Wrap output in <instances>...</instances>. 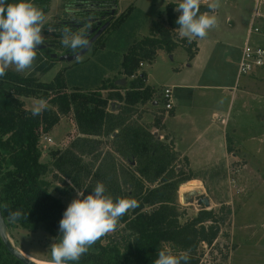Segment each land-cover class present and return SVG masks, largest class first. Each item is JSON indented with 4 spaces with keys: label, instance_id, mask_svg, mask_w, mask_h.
Here are the masks:
<instances>
[{
    "label": "trees",
    "instance_id": "1",
    "mask_svg": "<svg viewBox=\"0 0 264 264\" xmlns=\"http://www.w3.org/2000/svg\"><path fill=\"white\" fill-rule=\"evenodd\" d=\"M49 1L32 0V3L45 14ZM178 4L168 3L165 18L161 22L153 21L148 36L124 49L119 63L111 64L109 59L114 55L97 51L95 57L100 63L90 62L72 69L75 77L69 74L63 79L56 75L54 81L40 82L33 76L9 70L0 77V210L7 229L12 224L33 231L41 229L56 235L54 243L60 241L59 221L66 207L48 191V182L43 179L52 169L85 195L99 182L105 185V194L114 200L135 198L139 204L120 218L119 242L103 243L101 238L80 260L68 264H154L158 250L166 247L174 253L187 251L191 257L188 264H203V243L209 247L214 244L213 249L219 250L215 240L223 220L212 210H199L188 221L179 222L177 188L194 180L188 158L182 156L181 167L175 164L180 154L172 143L159 140L147 126L129 115L137 103L149 100L152 95V89L144 84L145 73H138L142 61L150 62L157 50L171 51L178 45L187 51L188 61L195 55V41L189 43L176 32L179 15L174 13V8ZM129 10L116 16L108 29L122 31L125 19L131 14ZM200 11L210 13L203 3ZM99 41L100 37L93 42L92 50H96ZM64 54L73 53L66 49ZM114 65L122 74L133 77L124 93L114 86L115 80L107 83V73ZM103 90L114 92L103 96ZM30 96L45 99L50 108L32 116L21 100ZM111 103H118V108L108 110ZM172 113V109L166 112L170 116ZM68 114H72L78 134L65 149L51 151L49 167L40 160V133L49 132L60 115ZM153 126L163 129L162 118H155ZM183 185L180 193L192 190L197 184ZM17 209L22 216L13 222L9 213ZM217 259L221 261L215 263ZM224 259L226 254L220 250L216 255L211 251L205 263L221 264ZM0 264H22L1 240Z\"/></svg>",
    "mask_w": 264,
    "mask_h": 264
},
{
    "label": "rangeland",
    "instance_id": "2",
    "mask_svg": "<svg viewBox=\"0 0 264 264\" xmlns=\"http://www.w3.org/2000/svg\"><path fill=\"white\" fill-rule=\"evenodd\" d=\"M118 1L117 13L126 12L129 8L128 13L131 12L129 17L125 19L122 31L117 33L114 29L109 30L107 28L99 36L100 41L96 45V50H92V43L79 60L67 61L58 58V56L64 55V52L68 49L61 43V29L58 23L68 12L64 11V3L61 0H50L45 12L44 47L37 50L33 67L23 73H17L14 66L8 70L22 76H33L40 82H51L54 81L56 75L63 79H67L69 74H71V77H75L72 69L81 68L84 64L87 65L90 62H98L95 57L97 51L98 53H109L110 56L114 55L109 59L111 64L119 63L122 53L125 51L124 49L131 43L148 36L153 21L158 20L161 22V18H165L168 3L181 2V0ZM210 2H213V0ZM218 3L219 7L215 10L217 16L216 27L210 29L206 37L196 38L203 46L205 45L203 48H206V50L208 48L204 39L212 35L215 28L224 27V18L230 9L240 10L244 15L252 9L248 27L252 21V16L257 13L258 16L253 19V23L258 26L259 30L252 37H256L258 41L261 39L259 34H264V0H218ZM49 27L52 28V31L47 30ZM184 38L187 39V37ZM223 49H225L224 46H221L215 50L217 55L213 53L212 61L203 62V64L206 63L207 70L216 68L219 64V57L217 56L223 52ZM227 50L229 52L230 48H226ZM52 53L56 55L52 56ZM187 58L185 48L178 45L171 51L157 50L150 62L142 61L143 67L141 68L142 65L139 64L138 71L141 68L145 73L144 84L152 89V95L149 100L137 103L129 115L132 119L147 126L159 140L166 143L171 142L180 154L175 164L181 167L184 165L182 156H186L189 161L187 154L192 147L195 132L204 130L203 127L208 124H212L211 127L220 126V119L209 120L208 110L201 113L196 112L199 120L196 118L193 120V130L191 129L189 132L188 127L182 124L181 117L166 119L165 121L164 118L167 114L163 109L164 104L161 100L160 93L162 90L165 87L172 88V101L176 103L179 111L190 105L207 109L215 105L224 107L225 104V107L229 108L228 124L225 129L227 152L226 154L223 153L222 158L218 159L217 162L203 167L210 162V156L207 155L208 148L204 145V142H200L199 146L203 147L197 150L199 153L193 159V167H191L190 161L188 166L194 180L182 183H196L199 186L196 185L195 188L184 193H180L184 185L181 184L177 188L176 208L179 213V222L188 221L199 210H212L217 217H221L223 220L217 243L227 244L230 247V258L227 264H264V104L256 98L257 96L254 97L248 88L246 89L247 95L243 99L242 94H238L233 90L232 92L229 90L223 91L219 95V92L215 93L212 90H193L191 87H186L216 83L210 80L211 77L207 74H202L200 70L187 67L186 64L189 63ZM215 59H218V62ZM230 59L232 60V57ZM203 64H201V67ZM114 66L107 73V83L110 80H115L114 86L119 87L120 92L124 93V90L129 89L133 77L122 74L119 71L120 68ZM222 67L228 73V79L224 85L234 86L235 89L243 91L242 79L240 82L238 81L236 67L230 63V60L222 64ZM67 72L69 73L67 74ZM260 72L261 77L259 78L264 79V70ZM63 91H67V89ZM110 92L114 91L103 90L102 95L106 96L111 94ZM48 95L52 94L48 93ZM39 99L41 98L34 96L21 98L24 108L28 110ZM242 100L245 101L246 107L243 106L244 110L239 113L237 112L238 105L240 106L238 101ZM220 101L221 104H218ZM258 101L261 104H258ZM117 108L118 103H113V107L107 106L108 110H116ZM250 110L260 111L259 115L262 119H255L253 112ZM157 117L162 118L163 129H157L153 126V122ZM212 128L211 130H213ZM183 132H185V136L182 135L184 138L177 136ZM77 134L72 114L60 115L59 121L49 132L40 133L41 162L47 163L50 167L51 151L65 149ZM211 134L212 132H209L204 138L206 139ZM107 142L109 144L110 139ZM124 164L129 166L125 161ZM43 179L48 182V191L58 198L66 208L73 199L77 198L78 192H80L72 187L67 180L64 181L55 175L52 169L51 172L49 171L43 176ZM200 198H207L210 203L209 206L205 207L203 204H199L198 200ZM121 227L122 224L114 232L102 237L103 243L118 241L122 236ZM7 234L13 246L25 255L39 261L51 263V247L56 235L46 233L41 229L34 231L24 229L15 224L7 229Z\"/></svg>",
    "mask_w": 264,
    "mask_h": 264
},
{
    "label": "clouds",
    "instance_id": "3",
    "mask_svg": "<svg viewBox=\"0 0 264 264\" xmlns=\"http://www.w3.org/2000/svg\"><path fill=\"white\" fill-rule=\"evenodd\" d=\"M207 7L212 14L201 13V0H181L176 6V11L180 13L176 20L179 35L187 37L189 43L206 37L208 31L216 26L218 0L208 3ZM45 24L43 10L32 0H17L16 3L0 0V77L5 76L13 66L17 73L33 67L37 49L45 43ZM47 30L52 31V28ZM61 43L79 60L81 51L87 48L90 41L86 33H74L65 27L61 30ZM49 108L46 100L39 99L32 104L30 112L32 116H38ZM105 193V185L98 182L92 192L87 195L78 192L77 198L69 203L59 221L61 239L51 247V264L80 260L96 241L117 229L121 217L139 206L135 198L114 200ZM9 216L15 222L22 212L17 209ZM190 259L187 251L174 253L166 247L158 250L154 264H188Z\"/></svg>",
    "mask_w": 264,
    "mask_h": 264
},
{
    "label": "crops",
    "instance_id": "4",
    "mask_svg": "<svg viewBox=\"0 0 264 264\" xmlns=\"http://www.w3.org/2000/svg\"><path fill=\"white\" fill-rule=\"evenodd\" d=\"M252 9L246 13V15L242 14L240 10L237 9H230L224 18V27L215 28L214 32H212V35H210L207 39H204L205 44L207 45L206 48H203L204 46L199 42V39H194L196 43V49H195V55L194 57L187 63V67H194L196 70H200L202 74H207L213 82V85H190L186 87H191L193 90H212L215 93L219 92V95L223 93V91H231L232 90L238 94H242V98L244 99L245 95H247V88L250 91V93L256 98L261 100V102L264 104V79H260L261 72L264 70V67L259 68L252 73L246 74L241 76L238 81L240 82L242 79V87L243 91L235 89L234 86L224 85L225 82H227L228 79V73L223 69L222 64L225 62H228L230 60V63L236 67L237 61L239 59L240 53H241V47L243 45V42L245 41L247 37V28L250 21ZM174 13L176 15H180V13L176 12V8H174ZM211 13V12H210ZM212 14V13H211ZM216 27V26H215ZM176 32H179V29L176 30ZM222 34V35H221ZM227 35V36H226ZM253 34L249 37V41L251 44L254 45H264V34H259V37L261 38L259 41L256 40V37H252ZM180 37V35L178 34ZM260 41H263L260 43ZM221 46H224L225 49H223V52L218 54L219 56V62L218 59H215L219 64L216 66V68H211L207 70L206 63L203 64L204 61H212L213 53L216 54V51ZM226 48H230V51H226ZM210 51V53H208ZM207 56V57H206ZM232 57V60L230 59ZM225 62H224V61ZM188 61V60H187ZM201 64L202 67H201ZM143 67V63L141 68ZM141 68L139 69L138 73L141 72ZM236 69V68H235ZM201 74V73H200ZM245 89V90H244ZM213 93V92H212ZM235 97V93H234ZM240 103V106L238 105V111L241 112L244 110L245 101H238ZM261 102L258 101V104H261ZM221 104V101L220 103ZM111 106L113 107V103H111ZM246 107V106H245ZM262 107V106H258ZM229 108L224 107L222 105H215L210 106L209 108H202L201 106L197 105H190L188 107H185L184 110L179 111L177 109L176 103L173 101V115H166L164 120L166 119H182V124L186 127H188V132L192 129L193 130V120L196 118L199 120V116L196 114V112L201 113L204 110L209 111V120L214 121L220 119V126H212V124H208L203 127L204 130L202 131H196L195 135H193L194 139L192 140V147L188 150V157L190 161L191 167H193V159L196 158V155L199 153L197 150H199L203 146H199L200 142H204V145L208 148L207 155H209V163L207 165H204L203 167H206L208 165H212V163H215L218 161V159L222 158V154L227 152V148L225 147L226 143V132L225 129L228 124V111ZM253 112V116L255 119H262V117L259 115L260 111L256 110H250ZM213 130H211V128ZM210 128V129H209ZM187 132V133H188ZM209 132H212V134L204 138L206 135H208ZM177 135V134H176ZM182 135L185 136V132H183L181 135H177L182 137ZM184 138V137H182ZM208 142H207V141Z\"/></svg>",
    "mask_w": 264,
    "mask_h": 264
},
{
    "label": "flooded vegetation",
    "instance_id": "5",
    "mask_svg": "<svg viewBox=\"0 0 264 264\" xmlns=\"http://www.w3.org/2000/svg\"><path fill=\"white\" fill-rule=\"evenodd\" d=\"M61 2L64 3V11L68 14L58 23L59 26L62 29L68 27L74 33H86L88 39L107 22L108 26L104 31L109 28L111 21L121 13H117L118 0H61Z\"/></svg>",
    "mask_w": 264,
    "mask_h": 264
},
{
    "label": "built area",
    "instance_id": "6",
    "mask_svg": "<svg viewBox=\"0 0 264 264\" xmlns=\"http://www.w3.org/2000/svg\"><path fill=\"white\" fill-rule=\"evenodd\" d=\"M211 0H201V3L203 4H208ZM258 14L254 13L252 16V21L247 29V37L245 41L243 42V45L241 47V53L239 56V59L236 64V75L237 79L240 78L243 75L252 73L253 71L264 67V45H254L251 44L249 41V37L251 34L258 33V26H256L254 22V18L257 17ZM142 63H140V66ZM161 95V100L163 101V109L165 112L171 110L173 108V101H172V88L170 87H165L162 92L160 93ZM218 239V238H217ZM217 239L215 240V243H217ZM219 250L221 253L226 254V259L222 261L221 264H227L230 258L229 255V250L230 247L227 246V244H219ZM214 244H212L213 246ZM211 246V247H212ZM202 252H203V257L201 259V262L203 264H207L206 259L208 257V254L212 251L215 255L217 254L216 249H211V247L207 246L205 243L202 244ZM219 256V255H218ZM221 260L217 259L215 263H219Z\"/></svg>",
    "mask_w": 264,
    "mask_h": 264
},
{
    "label": "water",
    "instance_id": "7",
    "mask_svg": "<svg viewBox=\"0 0 264 264\" xmlns=\"http://www.w3.org/2000/svg\"><path fill=\"white\" fill-rule=\"evenodd\" d=\"M108 26V22L105 23L103 26H101L88 40L90 41L89 45L87 46L86 49H84L83 51H81L80 56H82L87 50L88 48L91 46V44L101 35V33L104 31V29ZM40 48L38 49H42L44 46L40 45ZM37 49V50H38ZM52 56H55V54H53ZM59 60H67V61H72L74 60V55L71 54H64L61 56H58ZM199 204H203V206L208 207L209 206V200L207 198H200L198 200ZM0 240L2 242V244L4 245V247L6 248V250L17 260H19L22 264H39L37 263L34 259H32L31 257L25 255L22 251H20L19 249H17L16 247L13 246V244L11 243L8 234H7V227L4 221V218L1 214V210H0Z\"/></svg>",
    "mask_w": 264,
    "mask_h": 264
},
{
    "label": "bare ground",
    "instance_id": "8",
    "mask_svg": "<svg viewBox=\"0 0 264 264\" xmlns=\"http://www.w3.org/2000/svg\"><path fill=\"white\" fill-rule=\"evenodd\" d=\"M201 193V192H200ZM33 259V258H32ZM37 263L39 264H51L50 262H43V261H39L37 259H34Z\"/></svg>",
    "mask_w": 264,
    "mask_h": 264
}]
</instances>
